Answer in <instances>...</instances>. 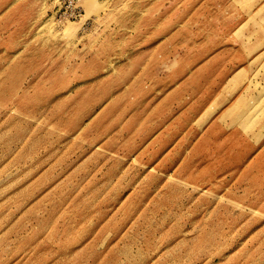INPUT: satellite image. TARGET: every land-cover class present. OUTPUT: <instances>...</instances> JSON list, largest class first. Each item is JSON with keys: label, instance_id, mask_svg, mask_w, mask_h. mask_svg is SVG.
Here are the masks:
<instances>
[{"label": "rangeland", "instance_id": "obj_1", "mask_svg": "<svg viewBox=\"0 0 264 264\" xmlns=\"http://www.w3.org/2000/svg\"><path fill=\"white\" fill-rule=\"evenodd\" d=\"M64 1L0 0V264H264V0Z\"/></svg>", "mask_w": 264, "mask_h": 264}, {"label": "built area", "instance_id": "obj_2", "mask_svg": "<svg viewBox=\"0 0 264 264\" xmlns=\"http://www.w3.org/2000/svg\"><path fill=\"white\" fill-rule=\"evenodd\" d=\"M83 0H66L59 7L57 12V21L59 23L67 21L80 20L83 15V8L81 2Z\"/></svg>", "mask_w": 264, "mask_h": 264}, {"label": "crops", "instance_id": "obj_3", "mask_svg": "<svg viewBox=\"0 0 264 264\" xmlns=\"http://www.w3.org/2000/svg\"><path fill=\"white\" fill-rule=\"evenodd\" d=\"M238 69H240L239 72L242 73L244 77L247 78L248 76H250V73H251V72H250V71H251V70H250V66H246V67H245V66H244V67L241 66V67H239ZM234 73H235V72H234ZM241 79H242V78H241Z\"/></svg>", "mask_w": 264, "mask_h": 264}, {"label": "bare ground", "instance_id": "obj_4", "mask_svg": "<svg viewBox=\"0 0 264 264\" xmlns=\"http://www.w3.org/2000/svg\"><path fill=\"white\" fill-rule=\"evenodd\" d=\"M94 9V8H93ZM95 10V9H94ZM65 33H70L72 31V24H68V26H65L64 30Z\"/></svg>", "mask_w": 264, "mask_h": 264}]
</instances>
